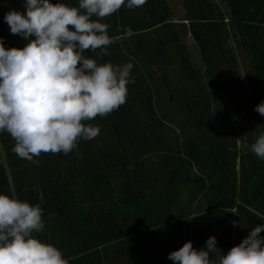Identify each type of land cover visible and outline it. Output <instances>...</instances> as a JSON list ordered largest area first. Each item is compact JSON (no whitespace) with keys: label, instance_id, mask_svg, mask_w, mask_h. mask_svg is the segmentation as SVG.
Returning a JSON list of instances; mask_svg holds the SVG:
<instances>
[{"label":"trees","instance_id":"1","mask_svg":"<svg viewBox=\"0 0 264 264\" xmlns=\"http://www.w3.org/2000/svg\"><path fill=\"white\" fill-rule=\"evenodd\" d=\"M180 1L178 21L168 0L122 7L100 21L115 42L106 55H85L133 68L126 102L83 122L99 127L97 137L68 154L41 153L37 165L19 158L15 141L0 132V194L30 203L39 192L44 230L32 235L68 264H173L170 252L186 241L205 249L210 236L226 254L264 224V160L250 150L264 134V116L254 110L264 101V0H223L227 16L213 0ZM4 4L3 46L23 48L6 44ZM187 35L203 75L186 55ZM238 55L248 78L249 113L241 118L229 87L241 81Z\"/></svg>","mask_w":264,"mask_h":264},{"label":"clouds","instance_id":"2","mask_svg":"<svg viewBox=\"0 0 264 264\" xmlns=\"http://www.w3.org/2000/svg\"><path fill=\"white\" fill-rule=\"evenodd\" d=\"M147 0H78V6L51 0H25V13L4 15L13 35L28 40L23 48L3 46L0 38V132L15 141L12 151L24 160L41 153H70L79 140H92L99 127L84 121L104 117L126 102L132 63L113 66L88 58L115 40L110 25L100 22L118 12L142 7ZM92 17L97 19L93 20ZM126 29V35H132ZM264 116V101L254 109ZM250 150L264 160V134ZM39 196V192H37ZM44 230L38 204L0 194V264H68L56 247L32 234ZM264 224L221 253L210 236L205 249L186 241L168 254L173 264H264ZM211 253V255H210Z\"/></svg>","mask_w":264,"mask_h":264},{"label":"rangeland","instance_id":"3","mask_svg":"<svg viewBox=\"0 0 264 264\" xmlns=\"http://www.w3.org/2000/svg\"><path fill=\"white\" fill-rule=\"evenodd\" d=\"M215 5L219 7L220 10H222V13L227 16L228 10L225 7L223 0H213ZM168 4L171 8V18L173 21H178L184 17L183 7L180 0H168ZM9 10H16L21 12L22 14L25 13V7L23 5V0H5L4 4V11L7 13ZM5 41L7 45H25L28 43V40L24 39L23 37L19 35H13L10 32L8 24L5 22ZM185 47H186V55L189 58V61L191 65H193L199 72V75H203V64L201 62L199 51L195 43L193 42L190 35H187L185 40ZM227 45L229 47L233 48V40L228 39ZM237 65H236V71L241 79L240 82L230 83V90H231V96L235 102L236 105H240V118L244 117L249 113L248 109L246 111L243 110V104L247 97V89H248V78H247V61L245 58H242L240 55H238L237 58ZM240 122H238L237 126V132L240 134ZM233 240V239H232ZM233 247V243H232ZM123 263V262H121Z\"/></svg>","mask_w":264,"mask_h":264},{"label":"flooded vegetation","instance_id":"4","mask_svg":"<svg viewBox=\"0 0 264 264\" xmlns=\"http://www.w3.org/2000/svg\"><path fill=\"white\" fill-rule=\"evenodd\" d=\"M31 200L32 201H41V199H40V197L37 195V193L36 192H32V196H31ZM119 264H122L121 262L119 263Z\"/></svg>","mask_w":264,"mask_h":264},{"label":"water","instance_id":"5","mask_svg":"<svg viewBox=\"0 0 264 264\" xmlns=\"http://www.w3.org/2000/svg\"><path fill=\"white\" fill-rule=\"evenodd\" d=\"M35 203H37V201H30V204H35Z\"/></svg>","mask_w":264,"mask_h":264},{"label":"built area","instance_id":"6","mask_svg":"<svg viewBox=\"0 0 264 264\" xmlns=\"http://www.w3.org/2000/svg\"><path fill=\"white\" fill-rule=\"evenodd\" d=\"M23 5H24V7H25V0H23Z\"/></svg>","mask_w":264,"mask_h":264}]
</instances>
